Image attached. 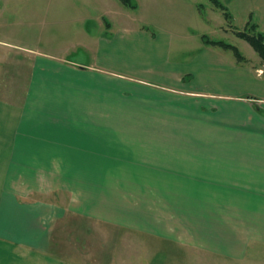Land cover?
Listing matches in <instances>:
<instances>
[{
    "label": "crops",
    "instance_id": "crops-1",
    "mask_svg": "<svg viewBox=\"0 0 264 264\" xmlns=\"http://www.w3.org/2000/svg\"><path fill=\"white\" fill-rule=\"evenodd\" d=\"M195 36L130 29V107L152 119L123 122L98 117L121 112L113 39L88 67L0 43V264H248L264 245V88L200 89V59L168 64Z\"/></svg>",
    "mask_w": 264,
    "mask_h": 264
},
{
    "label": "rangeland",
    "instance_id": "rangeland-1",
    "mask_svg": "<svg viewBox=\"0 0 264 264\" xmlns=\"http://www.w3.org/2000/svg\"><path fill=\"white\" fill-rule=\"evenodd\" d=\"M218 1L224 8L217 7L211 0H135L137 8L134 10L120 0H0V43L44 48L51 44L64 52L68 50L65 57L70 61L88 67L97 63L95 58L100 57L98 47L102 38L113 39L109 47L101 50L104 59L109 60L107 71L113 72L112 77L120 80L116 82L119 85L116 90L120 95L121 112H99L98 117L104 114L106 119L122 122L152 119L151 114L134 113L130 107L136 102L129 100L130 45L125 37L135 26L194 31L197 35L194 43L181 48L178 45V49L171 52L168 64L185 67L200 59V89L242 93L264 88V59L237 35L238 32L264 35V0ZM203 36L213 42L234 46L242 60L233 50L206 44ZM80 40L89 48L78 46ZM104 82L105 89H109L114 80L106 77ZM172 117L171 113L167 114L168 119ZM119 131L126 132L125 129ZM250 249L252 255L248 257V264H264V245L257 242ZM191 260L189 256L175 255L168 257V264H180L181 261L182 264H192ZM219 260L215 258L210 263L224 264ZM200 264H204L203 261L200 260Z\"/></svg>",
    "mask_w": 264,
    "mask_h": 264
},
{
    "label": "trees",
    "instance_id": "trees-1",
    "mask_svg": "<svg viewBox=\"0 0 264 264\" xmlns=\"http://www.w3.org/2000/svg\"><path fill=\"white\" fill-rule=\"evenodd\" d=\"M122 3L131 9H136L137 4L135 0H121ZM217 7L224 8V6L219 3L218 0H211ZM228 17H231L230 14H228ZM255 27V26H254ZM238 37L246 40L259 54L260 56L264 59V35L259 34V35H251L247 32H238L237 33ZM203 40L206 44L212 45V46H217L221 47L223 49H230L233 50L236 55L239 57L240 60H242V57L239 53V51L234 47L229 44H226L224 42H213L211 40H208L206 36H203Z\"/></svg>",
    "mask_w": 264,
    "mask_h": 264
}]
</instances>
